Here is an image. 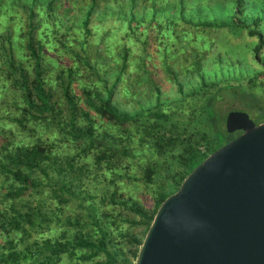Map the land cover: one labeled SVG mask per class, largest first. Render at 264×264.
I'll return each mask as SVG.
<instances>
[{"label":"trees","instance_id":"1","mask_svg":"<svg viewBox=\"0 0 264 264\" xmlns=\"http://www.w3.org/2000/svg\"><path fill=\"white\" fill-rule=\"evenodd\" d=\"M209 2L0 0V264H133L161 201L237 135L224 128L235 110L228 100L264 109V69L236 85L200 75L187 92L177 86L178 98L131 113L112 103L131 68L148 73L151 42L178 44L181 53L182 33L194 40L221 28ZM252 2L232 0L231 22L259 33L264 21ZM184 24L188 31L176 28ZM89 36L101 49L88 46ZM99 50L112 55L102 72L115 75L110 85L97 73ZM121 182L138 191L126 193Z\"/></svg>","mask_w":264,"mask_h":264},{"label":"water","instance_id":"2","mask_svg":"<svg viewBox=\"0 0 264 264\" xmlns=\"http://www.w3.org/2000/svg\"><path fill=\"white\" fill-rule=\"evenodd\" d=\"M227 133L156 208L133 264H264V120L229 110Z\"/></svg>","mask_w":264,"mask_h":264},{"label":"rangeland","instance_id":"3","mask_svg":"<svg viewBox=\"0 0 264 264\" xmlns=\"http://www.w3.org/2000/svg\"><path fill=\"white\" fill-rule=\"evenodd\" d=\"M231 2L232 0H210L209 3H213L214 6L216 3V6H218L216 16H218V25L221 28L207 30V33L198 32L192 37L194 40H189L191 34L182 33L181 36L184 41H188V45L185 42H181V53L177 52L180 47L178 44H165L161 38L157 42H151L143 52L145 55L143 67L148 73L140 68L138 71H132L131 68L129 75H123V79L114 87L112 95L114 106L121 111L131 113L140 108L152 106L156 100L166 102L178 98L177 86H181L182 92H187L198 85L200 75H203L206 81L225 79L232 85H236L237 83L234 81H240L249 75H255L257 70L262 71L264 69V47L257 54H261L260 58H255V55L260 44L264 45V25L256 29L259 33L254 30L249 33L247 27L242 29L241 26L232 24L233 18L231 14L234 8L230 7ZM252 5L258 11L257 16L262 17V21H264V0H254V2L250 3L249 8ZM187 7L191 8L192 6L188 5ZM73 12L74 10L69 11L66 17ZM185 12L188 15L190 10ZM199 12H201L199 13L200 16L208 20L214 16L213 14L210 15V12ZM189 18L197 20L199 16L194 13L187 17V19ZM241 20H244V18H241ZM77 21V17L73 20L71 18L68 20V24H77ZM183 27L187 31L189 30L185 24L184 26H176L177 29H182ZM152 32L155 33L157 31L154 30ZM258 34L263 35L261 42ZM152 35L150 32L149 38ZM97 40L89 36L90 44L88 46H91V48L96 46L101 49L103 43L95 44ZM111 47L114 48V46ZM91 48L87 50L86 58L93 65V59L96 61V54H93ZM111 58L112 55H109L104 50H99L97 61L101 62L103 66H99V64L96 66L97 73L106 80L107 85L111 84L115 75H111L109 72L107 75H103L102 72L111 68L110 63H108ZM49 75L52 77L54 70L50 71ZM82 79L83 81L89 80L84 72H82ZM91 81H95V78L91 77ZM123 89L127 92L124 93ZM256 92L259 93L260 91L257 89ZM225 94L227 95L228 92H225ZM235 96H239V94L236 93ZM228 101L230 108L235 107V110L245 112L255 123L258 121L257 119L263 118L264 109L257 111L249 109L251 107L247 103L246 106L242 105L240 97L238 99L230 98ZM120 188L126 193H136L138 191L131 189V185L124 182L120 183Z\"/></svg>","mask_w":264,"mask_h":264},{"label":"flooded vegetation","instance_id":"4","mask_svg":"<svg viewBox=\"0 0 264 264\" xmlns=\"http://www.w3.org/2000/svg\"><path fill=\"white\" fill-rule=\"evenodd\" d=\"M239 133V131H237V134Z\"/></svg>","mask_w":264,"mask_h":264}]
</instances>
